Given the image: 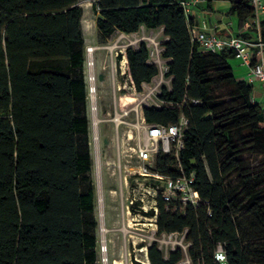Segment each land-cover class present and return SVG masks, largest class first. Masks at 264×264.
Wrapping results in <instances>:
<instances>
[{
	"label": "trees",
	"instance_id": "obj_1",
	"mask_svg": "<svg viewBox=\"0 0 264 264\" xmlns=\"http://www.w3.org/2000/svg\"><path fill=\"white\" fill-rule=\"evenodd\" d=\"M184 0H95L100 38L116 30L162 29L161 57L169 86L164 103L145 105L148 123L188 119L179 159L195 172L201 199L183 213L159 202L158 234L184 232L191 264H264V169L248 156H264V111L253 84L237 78L233 51L204 52L192 40ZM229 3L240 26L253 25L251 0ZM79 0H0V264H95L97 220L90 172L85 42ZM247 37L246 34H242ZM136 91L158 76L145 41L125 48ZM221 88L228 96L219 98ZM196 100L197 102H194ZM171 154L157 168L175 175ZM210 213H209V212ZM177 247L164 257L148 247L150 264H179Z\"/></svg>",
	"mask_w": 264,
	"mask_h": 264
},
{
	"label": "rangeland",
	"instance_id": "obj_2",
	"mask_svg": "<svg viewBox=\"0 0 264 264\" xmlns=\"http://www.w3.org/2000/svg\"><path fill=\"white\" fill-rule=\"evenodd\" d=\"M94 2L95 0H79L82 7L81 27L85 48L87 46L94 48L91 56L94 101L88 100L87 115L90 121L88 139L92 156L90 176L95 189L93 215L97 220L95 233L98 239L96 245L98 261L95 264H135L134 256L143 258V254L137 249L144 244L150 246L156 243L164 257L177 247L182 250L185 248L187 251L188 243L184 232H176L169 236L136 230L130 226V215L125 212L126 188L122 185L124 177L130 182L129 166L128 164L125 166L122 159H119L121 161L119 163L117 156V147L126 137L128 128L125 123L117 125L114 118L119 117L125 108H133L118 122L125 120L136 123L134 108H138L140 104L157 101V90L162 85L169 86L170 79L164 75L161 77L159 73L149 85L143 87V92L125 89L122 87L124 80L120 75L118 56L115 53L121 54L125 52L126 47L137 46L140 41H145L150 60L156 63V57H161L165 37L162 29L142 27L136 34L127 35L117 31L102 41L96 28L95 20L98 14L93 7ZM216 6L223 7L225 3L218 2ZM231 63L236 69L234 62ZM258 92L259 88L255 86L252 98L263 104L264 101L260 99ZM228 94L229 90L226 88H221L218 92L219 98ZM124 95L136 98L123 106L121 103L128 100L124 99ZM129 144L133 145V142L130 141ZM247 161L256 170L264 169V156H248Z\"/></svg>",
	"mask_w": 264,
	"mask_h": 264
},
{
	"label": "built area",
	"instance_id": "obj_3",
	"mask_svg": "<svg viewBox=\"0 0 264 264\" xmlns=\"http://www.w3.org/2000/svg\"><path fill=\"white\" fill-rule=\"evenodd\" d=\"M203 3L204 0H184L182 6L185 16H192L193 10L202 6ZM251 5L253 9L252 22L256 32L253 39L243 37L242 34L221 37L206 32L207 25L205 23L201 25L193 24L191 34L192 40L196 41L198 48L204 52H219L225 48L231 49L234 58L239 61V65L243 68V71L238 74L240 78L251 84L255 81L259 82L264 93V0H251ZM244 26L246 28L251 27L249 23H245ZM90 48L92 47L87 46L85 48L84 72L87 81V100L93 102L94 76L92 74L93 61L91 59L93 50H89ZM115 54L118 56L119 72L124 80L122 87L136 91L128 70L125 52H121V54L116 52ZM155 61L162 77L167 71V65L160 56H157ZM157 91L159 93L160 89ZM123 97L128 99L121 103L123 106L136 98L127 95ZM120 99H122V96ZM194 102L197 101L194 100ZM163 103L157 98L154 103L140 104L138 108L135 107L136 123L125 120L118 122L133 108H125L119 117L114 118L117 125L125 123L128 128L125 140L123 139L117 147L118 161L119 159L124 160V165L128 164L130 173V182H128L127 177H124L122 182V185L126 188L125 212L130 215L129 223L131 227L136 230L152 231L154 233L158 231L157 217L160 201L164 203L165 209L180 213L185 212L187 205L196 208L200 203H208L207 200L201 199L194 185L195 172L186 173L179 159V151L183 147L184 131L188 124V119L184 113H180L175 123L168 125L148 123L145 120L143 114L145 105L160 107ZM262 106L264 111V103ZM91 109H93V106ZM130 141L133 142V145L129 144ZM159 154H171L173 156L172 167L176 169L175 175H166L159 171L156 164ZM172 234L174 233H163V235L169 236ZM148 247L145 244L138 247L137 250L143 254V258L134 256L135 264H150ZM183 249L185 255L179 264H191L186 249ZM215 259L219 264H226L225 254L220 244L215 251Z\"/></svg>",
	"mask_w": 264,
	"mask_h": 264
},
{
	"label": "crops",
	"instance_id": "obj_4",
	"mask_svg": "<svg viewBox=\"0 0 264 264\" xmlns=\"http://www.w3.org/2000/svg\"><path fill=\"white\" fill-rule=\"evenodd\" d=\"M218 2H224L225 6L217 7L216 4ZM229 8H230V5L226 1H214L211 3V7L209 8L206 5L202 4V6L197 7L193 10L192 17L194 19V24L201 25L202 23H205L207 25L206 32L214 33L221 37H226L232 34H235V35L236 34H246L247 38L253 39L256 33L255 29L252 27L246 28L244 24L240 26L239 20L236 17V15L228 14ZM117 31L118 30H116L115 32ZM131 34H134V33H131ZM232 61L236 65V69H234V67L232 66V63H231ZM229 63L233 67V70L237 78L241 79L238 74H240V72L243 71V68L239 65V61L235 58H232L229 61ZM252 84L254 87L256 86L257 88H259L258 94H259L260 99L263 100L264 93H263L261 84L256 81L253 82Z\"/></svg>",
	"mask_w": 264,
	"mask_h": 264
},
{
	"label": "bare ground",
	"instance_id": "obj_5",
	"mask_svg": "<svg viewBox=\"0 0 264 264\" xmlns=\"http://www.w3.org/2000/svg\"><path fill=\"white\" fill-rule=\"evenodd\" d=\"M94 48L92 47V48H90L89 50H93ZM130 97V96H129ZM129 100H133V99H129Z\"/></svg>",
	"mask_w": 264,
	"mask_h": 264
},
{
	"label": "clouds",
	"instance_id": "obj_6",
	"mask_svg": "<svg viewBox=\"0 0 264 264\" xmlns=\"http://www.w3.org/2000/svg\"><path fill=\"white\" fill-rule=\"evenodd\" d=\"M222 258V257H221Z\"/></svg>",
	"mask_w": 264,
	"mask_h": 264
}]
</instances>
